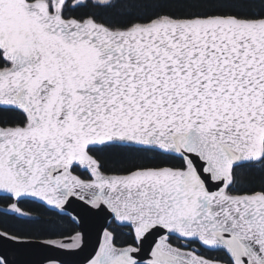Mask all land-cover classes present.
<instances>
[{"label": "snow or ice", "instance_id": "snow-or-ice-1", "mask_svg": "<svg viewBox=\"0 0 264 264\" xmlns=\"http://www.w3.org/2000/svg\"><path fill=\"white\" fill-rule=\"evenodd\" d=\"M85 215L80 264H264V0H0V245Z\"/></svg>", "mask_w": 264, "mask_h": 264}, {"label": "water", "instance_id": "water-1", "mask_svg": "<svg viewBox=\"0 0 264 264\" xmlns=\"http://www.w3.org/2000/svg\"><path fill=\"white\" fill-rule=\"evenodd\" d=\"M100 219L91 215H85L81 220V225H78L79 230L84 231L88 241L83 250H62L56 248H45L35 250L23 254H13L10 249L0 245V251L6 252L9 258L14 261V264H44L47 257H55L60 259L63 264H80L84 256L91 252L95 246L97 239V229L100 224ZM138 258L147 259V246L142 251Z\"/></svg>", "mask_w": 264, "mask_h": 264}, {"label": "trees", "instance_id": "trees-1", "mask_svg": "<svg viewBox=\"0 0 264 264\" xmlns=\"http://www.w3.org/2000/svg\"><path fill=\"white\" fill-rule=\"evenodd\" d=\"M35 211L40 212L45 219L51 216V214L45 213L44 210L40 208H36ZM60 223L61 227L58 230L63 231L65 235H71L74 229L79 230L78 225L72 224L67 218H64Z\"/></svg>", "mask_w": 264, "mask_h": 264}]
</instances>
